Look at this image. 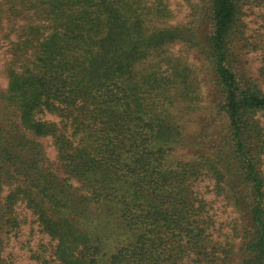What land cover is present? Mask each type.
Instances as JSON below:
<instances>
[{"label":"trees","instance_id":"obj_1","mask_svg":"<svg viewBox=\"0 0 264 264\" xmlns=\"http://www.w3.org/2000/svg\"><path fill=\"white\" fill-rule=\"evenodd\" d=\"M252 7L264 0H198L189 27L168 24V0L0 2V28L22 21L17 57L29 52L0 89V264L20 202L55 241V264H235L196 189L205 177L238 213L237 264H264V91L238 46ZM180 42L208 61L216 97L190 130L199 83L169 52Z\"/></svg>","mask_w":264,"mask_h":264},{"label":"rangeland","instance_id":"obj_2","mask_svg":"<svg viewBox=\"0 0 264 264\" xmlns=\"http://www.w3.org/2000/svg\"><path fill=\"white\" fill-rule=\"evenodd\" d=\"M3 0H0V2ZM169 7L172 11L173 17L168 20V24L172 25H187L189 27H195L198 23L197 15H194L195 3L198 0H168ZM196 14V13H195ZM2 19V17H1ZM2 27L0 28V89L6 90L8 84L7 70L9 67H14L17 70H22L28 65L29 52H21L17 57V31L18 26L22 21L17 20L15 23L13 20L3 17ZM246 22V34L243 42H240L238 46L242 52L241 58L245 65L246 71L252 76L259 79L261 88L264 91V81L259 77V70L263 64L264 56V8L252 7L246 9V15L244 17ZM12 24L16 29L10 31ZM203 29V28H200ZM169 52L175 57L180 59L189 65L194 71L197 81L199 83V102L194 107L199 110L191 113L188 116L186 123H188V130L191 129L192 123L201 114L207 112V109L214 110L216 97L214 93V80L210 71L208 61L200 55L199 50L193 48L185 43H177L169 47ZM3 103L0 105V121L6 118V109ZM174 111L178 115H182L180 111ZM45 120L59 122L60 117L46 113L42 115ZM257 117L260 119L262 126L264 127V112H260ZM45 150L47 160L54 170L58 174H64L60 169V162L58 158L57 148L53 143L50 136L41 137L38 139ZM264 170V164H263ZM213 180L204 178L201 182H197L196 189L201 193L208 203V214L211 216L213 237L221 242L223 245L232 249V258L236 260L241 255V238L237 234V226L235 225L238 219V213L222 196H218L213 190ZM11 188L9 185H4L3 193L6 194ZM17 215L20 220L18 228L1 232L4 246L2 256L6 262L10 264H55L54 251L55 241L51 239L46 233H44L38 223L33 212L28 209L25 203L20 202L17 205ZM236 228V229H235Z\"/></svg>","mask_w":264,"mask_h":264}]
</instances>
